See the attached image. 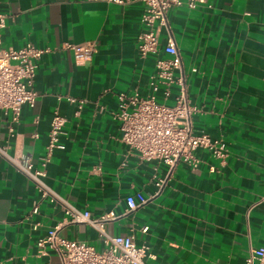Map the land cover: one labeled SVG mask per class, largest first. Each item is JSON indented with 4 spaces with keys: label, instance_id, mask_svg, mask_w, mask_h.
I'll return each instance as SVG.
<instances>
[{
    "label": "crops",
    "instance_id": "1",
    "mask_svg": "<svg viewBox=\"0 0 264 264\" xmlns=\"http://www.w3.org/2000/svg\"><path fill=\"white\" fill-rule=\"evenodd\" d=\"M143 11L141 3L105 0H0L8 16L2 48L51 49L38 61L34 107L23 106L15 124L0 110V143L42 170L57 110L66 119L65 149L54 152L45 182L62 199L93 217L113 212L106 231L148 246L147 264H245L251 248L264 246V0H206L170 12L189 98L199 109L193 133L223 140L228 156L221 164L198 150L199 168L180 163L158 193L155 177L168 168L130 155L113 116L119 93H150L157 57L139 56ZM165 38L164 30L160 57ZM87 42L97 45L87 63L63 48ZM70 97L85 100L79 113ZM136 193L150 201L128 212L126 198ZM58 225L61 236L102 248L95 228L69 223L62 204L40 200L34 184L0 158V264H62L37 245Z\"/></svg>",
    "mask_w": 264,
    "mask_h": 264
},
{
    "label": "built area",
    "instance_id": "2",
    "mask_svg": "<svg viewBox=\"0 0 264 264\" xmlns=\"http://www.w3.org/2000/svg\"><path fill=\"white\" fill-rule=\"evenodd\" d=\"M109 4L125 6L141 3L144 11L141 18L142 30L138 35V52L141 59L156 56L155 72L149 82L150 93L141 96L119 93L117 110L113 116L120 123V140L129 148V154L141 162H156L168 168L165 177H155L157 193L165 186L169 175L180 163L198 169L201 159L196 156L198 150L208 151L211 156L223 164L228 150L223 140L212 139L207 134L196 135L192 129V117L199 109L191 104L186 74L177 44L169 31V14L172 9L186 6L194 9L206 0H105ZM8 16L0 13V110L12 113V123H18L23 106L34 107L38 93L34 89V80L38 61L51 52L50 48H37L27 44L20 49L2 48V31L7 26ZM166 31L165 44L160 57L161 34ZM63 48L72 51L78 64L90 62L97 51L95 42L82 45L64 44ZM195 71V69H193ZM164 103H160L158 98ZM173 105H167L168 100ZM77 106V112L84 107L85 100L68 98ZM66 119L56 110L53 114L46 154L42 158L43 169L37 170L27 157L11 155L9 146L0 143V158L8 161L17 171L30 180L39 193L40 200L60 203L65 207L69 223H84L99 233L102 248L98 250L84 242L69 240L60 235L61 226H56L38 240V247L54 251L62 264H147L149 256L146 245H138L134 236H116L108 233L105 224L116 218L113 212L93 217L88 211H80L62 199L45 182L46 167L56 150H64L61 141L65 132ZM12 135L13 127H9ZM124 162L121 167H125ZM215 171L214 167L210 168ZM151 198V197H150ZM150 198L141 193L127 196L128 212L144 207ZM264 202V195L261 198ZM38 205L33 209L38 214ZM148 226L141 231L147 233ZM245 264H264V246L251 248Z\"/></svg>",
    "mask_w": 264,
    "mask_h": 264
},
{
    "label": "rangeland",
    "instance_id": "3",
    "mask_svg": "<svg viewBox=\"0 0 264 264\" xmlns=\"http://www.w3.org/2000/svg\"><path fill=\"white\" fill-rule=\"evenodd\" d=\"M159 102H160V103H164V101H163V102H162V101H159ZM166 104H167V105H170V106L173 105V103H171V101H170V102H167Z\"/></svg>",
    "mask_w": 264,
    "mask_h": 264
}]
</instances>
